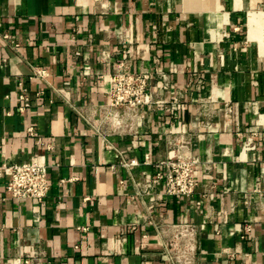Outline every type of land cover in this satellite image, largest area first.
I'll list each match as a JSON object with an SVG mask.
<instances>
[{"label":"crops","instance_id":"0c3cea01","mask_svg":"<svg viewBox=\"0 0 264 264\" xmlns=\"http://www.w3.org/2000/svg\"><path fill=\"white\" fill-rule=\"evenodd\" d=\"M123 66L153 74L137 115L108 112ZM181 138L192 197L157 179ZM38 157L46 199L11 197L2 165ZM157 223L197 226L196 264H264V0H0V264H168Z\"/></svg>","mask_w":264,"mask_h":264},{"label":"built area","instance_id":"2783aa9c","mask_svg":"<svg viewBox=\"0 0 264 264\" xmlns=\"http://www.w3.org/2000/svg\"><path fill=\"white\" fill-rule=\"evenodd\" d=\"M4 37L8 38L9 35L6 33ZM159 74L168 82L166 74ZM32 76L46 79L49 70L42 66L33 67ZM152 77V72L146 68L133 71L128 66L121 67L110 76L108 112L118 114L121 111L125 114L137 115L140 109L152 105L155 102ZM68 85L67 82L66 86ZM20 98L23 102L19 109L24 111L30 106L29 98L24 92L21 93ZM27 131L30 135L35 133L33 127H28ZM168 133H172V130ZM248 134L244 149H254L257 144L258 129L254 127ZM189 142L183 138L178 142H170L168 157L162 162L163 169L157 173V179L165 183L169 195L192 197L197 192L199 179L196 167L200 161L197 156L186 151ZM131 164L132 162H124L127 166ZM48 168V163L43 157L22 163L3 164L2 171L9 174L7 190L10 196L15 199H36L43 202L50 190ZM197 203L201 204L202 200ZM158 228L161 234L167 235L162 245L163 255L168 264H196L198 229L195 224H159Z\"/></svg>","mask_w":264,"mask_h":264}]
</instances>
